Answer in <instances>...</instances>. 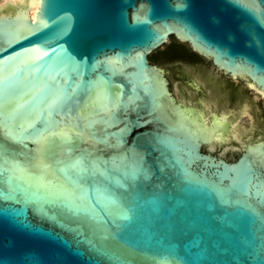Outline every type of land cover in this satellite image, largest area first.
Segmentation results:
<instances>
[{
	"label": "water",
	"instance_id": "1",
	"mask_svg": "<svg viewBox=\"0 0 264 264\" xmlns=\"http://www.w3.org/2000/svg\"><path fill=\"white\" fill-rule=\"evenodd\" d=\"M3 2L0 264H264V134L170 80L264 95V0Z\"/></svg>",
	"mask_w": 264,
	"mask_h": 264
},
{
	"label": "rangeland",
	"instance_id": "2",
	"mask_svg": "<svg viewBox=\"0 0 264 264\" xmlns=\"http://www.w3.org/2000/svg\"><path fill=\"white\" fill-rule=\"evenodd\" d=\"M172 43H175L174 38L157 52L164 51ZM177 44L192 52L187 43L178 41ZM170 80L172 90L179 99L196 104V95L186 82ZM194 80L208 94V112L210 107L216 113L236 112V117L232 116V120L233 125H238L241 137L264 134V95L260 91L251 87L244 79L225 75L218 69L217 77L194 74ZM247 108L248 113L245 112Z\"/></svg>",
	"mask_w": 264,
	"mask_h": 264
},
{
	"label": "flooded vegetation",
	"instance_id": "3",
	"mask_svg": "<svg viewBox=\"0 0 264 264\" xmlns=\"http://www.w3.org/2000/svg\"><path fill=\"white\" fill-rule=\"evenodd\" d=\"M193 54L198 55V56H201V55L197 54V53L194 52V51H193ZM150 59H151V62H152V63H155L152 57H150ZM190 81H191V82H188V84H189L190 87H192V88L196 89L197 91H199L201 95H204V96H207V95H208L207 92H206V90L204 89V87H203L202 85H200L198 82H196V81L193 80V79L190 80ZM222 90L224 91V89H222ZM226 91H227V90H226ZM224 92H225V91H224ZM235 115H236V112H231V115H229V117H231V116L235 117ZM243 138H244V137H241V133H240V138H237V137H231L230 139H232V140L235 142V146H237V147H239V148H245L244 146H245L247 143H250V142H244ZM260 139H263V138H260ZM237 140H239V141H237ZM216 144H219V143H216ZM224 144H225V143H223V145H224ZM236 144H237V145H236ZM243 144H245V145H243Z\"/></svg>",
	"mask_w": 264,
	"mask_h": 264
},
{
	"label": "bare ground",
	"instance_id": "4",
	"mask_svg": "<svg viewBox=\"0 0 264 264\" xmlns=\"http://www.w3.org/2000/svg\"><path fill=\"white\" fill-rule=\"evenodd\" d=\"M21 0H14V4L20 2ZM31 1L30 3V9H29V12H30V16L32 18H35L36 17V13H37V10H38V7H39V3H40V0H29ZM1 4H4L3 0H0V10H1ZM246 113H248V108L245 110ZM233 120L229 123V126H234V136L237 137V138H240V131H238V125H233Z\"/></svg>",
	"mask_w": 264,
	"mask_h": 264
},
{
	"label": "trees",
	"instance_id": "5",
	"mask_svg": "<svg viewBox=\"0 0 264 264\" xmlns=\"http://www.w3.org/2000/svg\"><path fill=\"white\" fill-rule=\"evenodd\" d=\"M175 39V38H174ZM176 43H172L169 45V48L172 50V52L176 55H181L184 53V48L181 46L177 45L178 41H175ZM153 58V57H152Z\"/></svg>",
	"mask_w": 264,
	"mask_h": 264
}]
</instances>
